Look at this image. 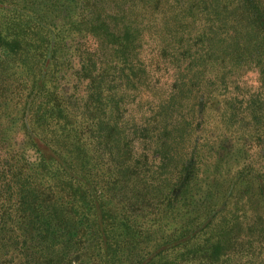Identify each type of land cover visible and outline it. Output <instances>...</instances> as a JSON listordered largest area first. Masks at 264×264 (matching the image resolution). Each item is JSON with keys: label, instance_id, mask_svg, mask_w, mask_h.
<instances>
[{"label": "trees", "instance_id": "16d2710c", "mask_svg": "<svg viewBox=\"0 0 264 264\" xmlns=\"http://www.w3.org/2000/svg\"><path fill=\"white\" fill-rule=\"evenodd\" d=\"M235 4L264 43V0H0V264H264V165L194 205L157 88Z\"/></svg>", "mask_w": 264, "mask_h": 264}, {"label": "rangeland", "instance_id": "374dc122", "mask_svg": "<svg viewBox=\"0 0 264 264\" xmlns=\"http://www.w3.org/2000/svg\"><path fill=\"white\" fill-rule=\"evenodd\" d=\"M216 14L219 28L201 56L187 65L184 55L176 77L157 74L159 94L171 96L166 115L171 165L195 149L198 170L189 189L198 207L208 188L207 176L213 177L219 197L239 163L249 157L257 169L264 165V43L239 4L229 10L218 8ZM201 95L208 103L202 127L196 128L191 119ZM38 156L33 149L26 152L31 165Z\"/></svg>", "mask_w": 264, "mask_h": 264}]
</instances>
